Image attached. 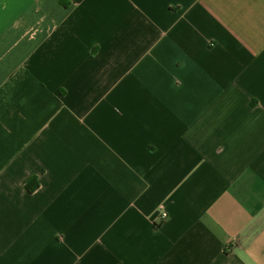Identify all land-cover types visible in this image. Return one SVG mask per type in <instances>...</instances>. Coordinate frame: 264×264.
<instances>
[{
  "label": "crops",
  "instance_id": "crops-1",
  "mask_svg": "<svg viewBox=\"0 0 264 264\" xmlns=\"http://www.w3.org/2000/svg\"><path fill=\"white\" fill-rule=\"evenodd\" d=\"M0 264H264V0H0Z\"/></svg>",
  "mask_w": 264,
  "mask_h": 264
},
{
  "label": "trees",
  "instance_id": "trees-1",
  "mask_svg": "<svg viewBox=\"0 0 264 264\" xmlns=\"http://www.w3.org/2000/svg\"><path fill=\"white\" fill-rule=\"evenodd\" d=\"M38 187V184L36 182L35 179H33V181L31 183H29V185L26 186V189L28 191V193H33Z\"/></svg>",
  "mask_w": 264,
  "mask_h": 264
}]
</instances>
